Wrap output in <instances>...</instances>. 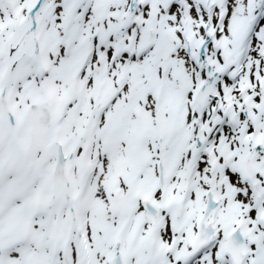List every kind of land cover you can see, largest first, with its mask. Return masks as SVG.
<instances>
[{"label": "snow or ice", "instance_id": "obj_1", "mask_svg": "<svg viewBox=\"0 0 264 264\" xmlns=\"http://www.w3.org/2000/svg\"><path fill=\"white\" fill-rule=\"evenodd\" d=\"M0 264H264V0H0Z\"/></svg>", "mask_w": 264, "mask_h": 264}]
</instances>
